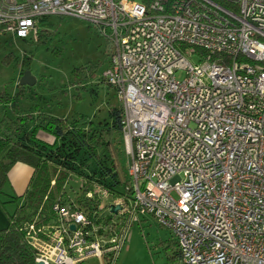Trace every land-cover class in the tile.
<instances>
[{
	"label": "built area",
	"instance_id": "built-area-1",
	"mask_svg": "<svg viewBox=\"0 0 264 264\" xmlns=\"http://www.w3.org/2000/svg\"><path fill=\"white\" fill-rule=\"evenodd\" d=\"M54 16L110 45L102 76L122 107L133 189L130 207L111 202L118 213L152 217L185 264H264V0H0V35L35 40ZM53 209L46 238L30 236L36 262L106 264L117 238Z\"/></svg>",
	"mask_w": 264,
	"mask_h": 264
},
{
	"label": "trees",
	"instance_id": "trees-1",
	"mask_svg": "<svg viewBox=\"0 0 264 264\" xmlns=\"http://www.w3.org/2000/svg\"><path fill=\"white\" fill-rule=\"evenodd\" d=\"M47 21L42 18L39 24L44 25ZM49 34L46 28H41L31 42L43 43ZM28 65L29 58L24 55L21 67L17 65L20 75L29 69ZM88 77H92V72L81 73L74 69L72 73L76 86L81 87ZM101 80L112 88L103 76ZM17 87L24 86L17 84ZM22 92L19 90L18 94ZM0 103L17 107L13 96L6 91L0 92ZM11 111L15 116L8 115V121L0 118V194L14 163L28 164L34 173L23 195L24 203L9 216L8 225L0 230V264H36L38 251L29 239L34 234L46 238L43 227L58 222L53 209L55 205L84 213L89 220V229L98 237L107 240L115 236L118 247L104 253L105 263L114 264L132 219L128 212L113 215L108 208L116 200H122L130 207L133 200L127 165L125 167L121 161L125 152L120 147L123 111L119 100L97 121L81 114L68 118L45 112L21 115V111ZM40 129L51 134L53 140L40 139L36 134ZM72 177L77 179V188L71 184ZM102 191H106L105 197ZM164 244L172 250L170 259L183 262L177 240L171 233ZM83 264L90 263L85 261Z\"/></svg>",
	"mask_w": 264,
	"mask_h": 264
},
{
	"label": "rangeland",
	"instance_id": "rangeland-1",
	"mask_svg": "<svg viewBox=\"0 0 264 264\" xmlns=\"http://www.w3.org/2000/svg\"><path fill=\"white\" fill-rule=\"evenodd\" d=\"M39 27L50 32L43 43L9 36L7 41L0 42V92L9 93L17 104L13 108L9 105L7 114L15 116L13 109L23 114L45 112L68 118L81 114L93 121L102 118L111 104L118 103L115 89L101 80L108 65L109 42L88 22L76 18L54 16ZM24 55L29 58L28 70L35 82L20 89L17 84ZM74 69L92 72V77L81 87L76 86L72 78ZM181 76L177 73V77ZM19 90H23L22 94H18ZM41 133L38 130L36 134L39 137ZM120 147L124 150L123 142ZM121 161L128 167L125 153ZM71 184L78 187L75 177ZM168 238L167 229L152 217L139 214L125 230L114 264H183L179 259H170L172 250L164 247ZM88 262L96 264V259Z\"/></svg>",
	"mask_w": 264,
	"mask_h": 264
},
{
	"label": "crops",
	"instance_id": "crops-1",
	"mask_svg": "<svg viewBox=\"0 0 264 264\" xmlns=\"http://www.w3.org/2000/svg\"><path fill=\"white\" fill-rule=\"evenodd\" d=\"M11 39H19L12 37L10 34L0 35V42L7 41V37ZM23 40V39H20ZM31 40V39H30ZM25 41V40H24ZM7 104L3 105L0 103V118H4L8 121L7 114ZM5 106V108H4ZM21 115H26L21 113ZM12 117V116H11ZM14 117V116H13ZM6 123V122H5ZM30 125V122H29ZM41 130V129H40ZM39 135V138L46 141H52L53 136L43 130ZM34 170L33 168L25 163L16 162L14 163L7 173V180L3 187V193L0 194V230L4 229L9 223V216L14 214L19 206L24 203L23 195L26 192L29 182L33 176ZM11 196H15L17 198L13 199ZM146 218V217H143ZM96 264H98V260L96 259Z\"/></svg>",
	"mask_w": 264,
	"mask_h": 264
},
{
	"label": "water",
	"instance_id": "water-1",
	"mask_svg": "<svg viewBox=\"0 0 264 264\" xmlns=\"http://www.w3.org/2000/svg\"><path fill=\"white\" fill-rule=\"evenodd\" d=\"M35 82L34 78L31 76L30 71L27 69L25 70L19 78L18 84L20 86L25 85H32ZM109 212L113 215H116L118 213V210L120 209V206L118 204H110L109 205ZM71 229H74V226H71ZM31 241V239H29ZM36 264H44L43 261H37Z\"/></svg>",
	"mask_w": 264,
	"mask_h": 264
}]
</instances>
